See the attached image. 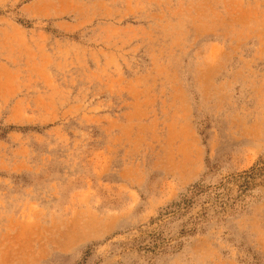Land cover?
I'll list each match as a JSON object with an SVG mask.
<instances>
[{"label":"rangeland","instance_id":"1","mask_svg":"<svg viewBox=\"0 0 264 264\" xmlns=\"http://www.w3.org/2000/svg\"><path fill=\"white\" fill-rule=\"evenodd\" d=\"M0 264H264V0H0Z\"/></svg>","mask_w":264,"mask_h":264}]
</instances>
